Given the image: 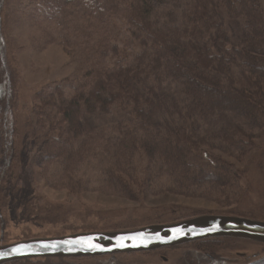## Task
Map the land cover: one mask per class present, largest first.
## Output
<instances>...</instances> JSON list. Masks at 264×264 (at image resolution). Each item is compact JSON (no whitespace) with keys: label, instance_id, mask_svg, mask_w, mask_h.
Wrapping results in <instances>:
<instances>
[{"label":"trees","instance_id":"16d2710c","mask_svg":"<svg viewBox=\"0 0 264 264\" xmlns=\"http://www.w3.org/2000/svg\"><path fill=\"white\" fill-rule=\"evenodd\" d=\"M23 27L45 42L58 39L74 65L34 92L26 145L18 142L17 112ZM258 138L259 0H0V193L13 188L23 198L20 183L36 174L25 165L40 155L34 167L50 186L77 197L89 181L93 191L139 206L163 195L224 206L239 192L240 170L223 154L240 161ZM19 195L10 202L26 221ZM213 242H191L174 264H264V255L246 262L214 256ZM123 255L5 264H145Z\"/></svg>","mask_w":264,"mask_h":264},{"label":"rangeland","instance_id":"374dc122","mask_svg":"<svg viewBox=\"0 0 264 264\" xmlns=\"http://www.w3.org/2000/svg\"><path fill=\"white\" fill-rule=\"evenodd\" d=\"M259 2L264 13V0ZM54 32L57 37V32ZM37 37L40 36L34 27H23L17 33L20 44L17 107L20 145L21 143L26 145L34 92L45 83L69 75L74 66L63 46L56 41L58 39L45 42L43 38ZM256 143L252 150L243 154L240 161L236 160V155L223 154L225 159L234 161L240 170V186L237 188L239 192L230 193L232 199L224 202L222 204L224 206L210 200L179 195L149 196L141 204L142 206H139L140 204L136 202L95 192L89 181L87 190L80 191L77 197L60 187L50 186L40 169L34 167L41 156H32V161H29L25 167H31L36 174L33 177L30 175V178L20 183L22 188L27 189L24 190L27 193L23 198L19 190L11 193L16 196L20 194L18 199L21 201L16 203V206H22L18 210L25 214L26 221L21 216H15L9 193L13 188L7 194H4L6 190L0 193V244L84 231L133 229L148 224L176 222L204 214L235 215L264 221V138L256 139ZM24 171L26 174L29 172ZM33 197L39 198V206L35 205ZM162 206L176 209L169 211L166 208L162 209ZM173 219L176 220L172 221ZM210 239L214 241L210 253L229 261L234 259L246 262L264 255V244L256 241L230 237ZM194 246L195 244L188 242L155 250L119 254H124L122 260L142 261L145 264H174L177 263L182 252ZM242 254H246V257ZM103 256L105 255L95 257ZM71 258L90 261L88 257Z\"/></svg>","mask_w":264,"mask_h":264},{"label":"water","instance_id":"95a60500","mask_svg":"<svg viewBox=\"0 0 264 264\" xmlns=\"http://www.w3.org/2000/svg\"><path fill=\"white\" fill-rule=\"evenodd\" d=\"M223 237L264 244V221L235 215L204 214L176 222L148 224L133 229L84 231L60 236L27 238L1 243L0 264L31 258L94 257L133 253ZM245 255L242 254L246 257Z\"/></svg>","mask_w":264,"mask_h":264},{"label":"flooded vegetation","instance_id":"af4514ba","mask_svg":"<svg viewBox=\"0 0 264 264\" xmlns=\"http://www.w3.org/2000/svg\"><path fill=\"white\" fill-rule=\"evenodd\" d=\"M162 259L164 258V257H161ZM164 261H167L166 259H163Z\"/></svg>","mask_w":264,"mask_h":264}]
</instances>
